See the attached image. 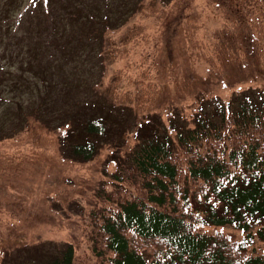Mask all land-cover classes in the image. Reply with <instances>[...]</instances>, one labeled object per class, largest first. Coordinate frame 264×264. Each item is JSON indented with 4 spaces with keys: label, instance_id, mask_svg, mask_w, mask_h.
I'll list each match as a JSON object with an SVG mask.
<instances>
[{
    "label": "rangeland",
    "instance_id": "1",
    "mask_svg": "<svg viewBox=\"0 0 264 264\" xmlns=\"http://www.w3.org/2000/svg\"><path fill=\"white\" fill-rule=\"evenodd\" d=\"M133 5L86 0L84 9ZM8 20L21 33L22 20ZM84 23L98 26L91 19ZM101 40L98 58L87 55L78 68L58 72L61 114L72 111L84 119L109 111L114 117L97 140L93 160L67 155L69 140L78 139L70 122L49 128L32 114L21 121L15 109L0 105V264L44 261L66 243L74 245L78 259L87 248L84 233L98 189L113 191L112 174L130 164L146 132L192 125L197 111L211 113L219 104L264 101V0H143ZM4 65L5 80L12 79L19 64ZM3 89L8 100L28 97L19 95L25 90ZM219 229L237 240L245 236L231 226ZM252 247L264 252L257 238Z\"/></svg>",
    "mask_w": 264,
    "mask_h": 264
},
{
    "label": "trees",
    "instance_id": "2",
    "mask_svg": "<svg viewBox=\"0 0 264 264\" xmlns=\"http://www.w3.org/2000/svg\"><path fill=\"white\" fill-rule=\"evenodd\" d=\"M85 1L0 0V91L5 96L4 87L8 94L25 90L19 95L28 96H0V105L15 109L21 121L32 114L49 128L70 122L78 139L69 140L67 155L81 162L99 153L97 140L114 117L109 111L84 119L72 111L70 119L61 114L59 69L102 55L99 40L143 2L95 11L85 10ZM10 16L22 20L21 33ZM85 19L98 26L85 25ZM6 61L19 64L8 80ZM192 121L170 132H146L130 164L112 174L113 191L98 189L84 233L87 248L78 259L74 245L66 243L51 258L29 264H264V252L252 247L256 238L264 243V101L219 104L211 113L197 111ZM223 226L245 236L237 240Z\"/></svg>",
    "mask_w": 264,
    "mask_h": 264
}]
</instances>
